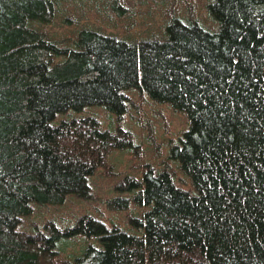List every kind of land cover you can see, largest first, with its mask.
Segmentation results:
<instances>
[{
  "label": "trees",
  "instance_id": "trees-1",
  "mask_svg": "<svg viewBox=\"0 0 264 264\" xmlns=\"http://www.w3.org/2000/svg\"><path fill=\"white\" fill-rule=\"evenodd\" d=\"M64 1L0 0V264H264V0H207L205 16L167 0L161 32L125 39L92 25L55 36ZM126 3L109 6L126 17ZM132 91L188 126L162 169L142 162L115 184L108 203L130 229L34 220L91 196L115 152L138 155Z\"/></svg>",
  "mask_w": 264,
  "mask_h": 264
},
{
  "label": "rangeland",
  "instance_id": "rangeland-1",
  "mask_svg": "<svg viewBox=\"0 0 264 264\" xmlns=\"http://www.w3.org/2000/svg\"><path fill=\"white\" fill-rule=\"evenodd\" d=\"M110 0H70L59 3V18L49 30L55 36L67 37L73 34L79 26L92 25L103 31H110L125 39L136 35L147 37L153 32H161L165 24L164 10L167 0H127V5L132 9L126 17H120L113 12ZM207 0H196L197 6L203 13ZM122 13L127 11L121 10ZM205 16V13H203ZM135 102L131 106L124 126L131 130L140 145L138 155L131 151H118L112 156L111 162L115 165V175L100 170L91 178L93 192L88 198H69L64 207H38L33 217L36 221L57 219L62 223L70 222L73 217L78 218L85 214L99 216L109 225L114 222L122 228H129L128 212H121L113 208L108 201L116 197L115 184L124 176L136 175L141 171L140 164L162 169L165 157L169 153V146L174 143L187 129V120L183 115L173 112L168 106L153 102L150 97L142 99L138 92H131ZM86 114H95L102 122L104 128L113 126L114 131L118 126L116 116L104 107H92ZM116 131V130H115ZM140 155V156H139ZM135 210V209H134ZM133 210V211H134ZM132 210L130 211L133 212ZM139 210L135 214H139ZM26 229L32 228L29 219L24 223ZM81 239H85L81 237ZM68 255L79 252L81 246L68 245Z\"/></svg>",
  "mask_w": 264,
  "mask_h": 264
}]
</instances>
